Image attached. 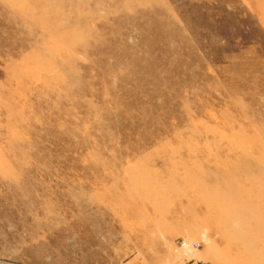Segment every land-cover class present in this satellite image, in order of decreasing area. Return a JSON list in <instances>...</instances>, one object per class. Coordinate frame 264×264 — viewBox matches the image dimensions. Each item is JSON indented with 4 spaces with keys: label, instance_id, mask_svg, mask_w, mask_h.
Segmentation results:
<instances>
[{
    "label": "rangeland",
    "instance_id": "rangeland-1",
    "mask_svg": "<svg viewBox=\"0 0 264 264\" xmlns=\"http://www.w3.org/2000/svg\"><path fill=\"white\" fill-rule=\"evenodd\" d=\"M0 264H264V0H0Z\"/></svg>",
    "mask_w": 264,
    "mask_h": 264
},
{
    "label": "built area",
    "instance_id": "built-area-1",
    "mask_svg": "<svg viewBox=\"0 0 264 264\" xmlns=\"http://www.w3.org/2000/svg\"><path fill=\"white\" fill-rule=\"evenodd\" d=\"M195 245L199 246V243H195Z\"/></svg>",
    "mask_w": 264,
    "mask_h": 264
}]
</instances>
